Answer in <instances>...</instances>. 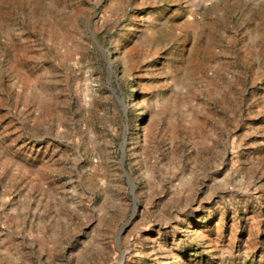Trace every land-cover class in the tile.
<instances>
[{"label": "rangeland", "instance_id": "1", "mask_svg": "<svg viewBox=\"0 0 264 264\" xmlns=\"http://www.w3.org/2000/svg\"><path fill=\"white\" fill-rule=\"evenodd\" d=\"M0 264H264V0H0Z\"/></svg>", "mask_w": 264, "mask_h": 264}, {"label": "water", "instance_id": "2", "mask_svg": "<svg viewBox=\"0 0 264 264\" xmlns=\"http://www.w3.org/2000/svg\"><path fill=\"white\" fill-rule=\"evenodd\" d=\"M134 200H135V198H134ZM136 209V204H134V210ZM127 223H129V221L127 222Z\"/></svg>", "mask_w": 264, "mask_h": 264}]
</instances>
